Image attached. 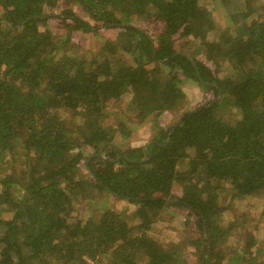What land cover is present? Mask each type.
Here are the masks:
<instances>
[{
  "label": "trees",
  "instance_id": "1",
  "mask_svg": "<svg viewBox=\"0 0 264 264\" xmlns=\"http://www.w3.org/2000/svg\"><path fill=\"white\" fill-rule=\"evenodd\" d=\"M69 1L103 24L72 10L52 18L60 0H0V264H99L105 255L111 264H189L184 249L156 236L168 207L197 217L204 250L193 264H264L259 221L244 213L241 225L240 214L226 222L222 203L227 186L237 198H264V0H214L219 15L202 0ZM67 19L75 25L55 26ZM144 21L164 28L149 35ZM100 27L125 32L82 52L76 30ZM179 72L217 99L161 125L144 149L107 153L94 133L112 101L129 94L131 118L159 119L180 107ZM63 106L82 124L62 118ZM82 161L92 179L81 177ZM110 199L135 208L120 213Z\"/></svg>",
  "mask_w": 264,
  "mask_h": 264
},
{
  "label": "rangeland",
  "instance_id": "2",
  "mask_svg": "<svg viewBox=\"0 0 264 264\" xmlns=\"http://www.w3.org/2000/svg\"><path fill=\"white\" fill-rule=\"evenodd\" d=\"M201 3L209 10H214L215 15H219V11H217V9H219L217 1L202 0ZM231 3L232 2L227 3L229 14H233L235 12ZM235 3L237 4L236 1ZM64 10H72L77 16L82 18V20L89 22L92 27L103 24L94 22L83 11L80 4L71 2L69 0H60V2L57 4L56 9L52 10L53 12H51L54 13L52 18H62L60 15H62L61 13ZM66 24H72L74 26L75 22L68 19L64 21L61 20L60 23L56 24L55 26L64 27V25ZM140 27L147 31L149 35L153 34V36H156L157 34L161 33V30H163L164 21H144L143 24L141 23ZM124 32L125 30L122 28L107 29L100 27L95 31H89V33L79 29L76 30V33H74L73 35L74 38L77 37L75 39L76 42L74 41V43L80 44L82 52L90 51L91 53H96L101 46L100 39H102V42L104 38L116 41L118 37ZM194 48V46H189L185 49L186 51H183L187 52L190 55ZM198 60H200L204 64H207L204 56L198 57ZM156 66L157 65H152V68H155ZM179 76H181L182 78V94L179 97L181 100L177 103L180 107L179 109L177 108L173 111L163 113V115L159 119L151 116L145 122L140 123L131 118L130 114L128 113V103L130 100L129 94H125L120 102L115 103V101H112L111 107L109 109L111 116H107V118L103 122L104 130L94 133L95 138H100L102 136L105 139L106 142L103 144V146L107 150V153L114 155L144 149L152 139L160 134L159 130L160 128H162L160 127L161 125L165 129H168L174 126L181 118V116L186 113V111H190L204 104L213 102L215 101V99H217L216 94L212 89L200 85L194 80L185 78L181 72H179ZM77 110L79 112L80 108ZM75 111L76 110L71 106H63L61 109H59L61 117L66 119L72 126L82 124V122L84 121L83 116L79 115ZM228 115L226 116L227 118H229ZM123 121L126 122L125 126L127 127L126 129L129 130V135H126V132H122L118 128V124ZM79 136L80 134L77 133L72 138L77 140ZM79 150L83 151L85 156L96 153V150L89 147H83ZM94 163H96V161H94ZM88 164L89 163H85L84 161L80 163V175L85 179H92V176H90L88 174V171H86V167L88 166ZM91 172L92 171H90L89 173ZM3 173L18 176V174L20 173V169L5 166ZM227 188L228 189L226 193L222 194V203L229 207V211L223 214V219L228 222L231 221V218H233V214H236L237 216H239L240 214L237 223L238 225H241V221L243 220V218H247L246 215L242 214L251 213L250 217H252L253 219L256 218V220L259 221V224H261L258 230V238L260 241H262L264 239V213L262 214L261 212L264 210V198H262L260 195H256L250 198H237L234 196V193L231 191V189H229V186H227ZM180 190L181 189H178V192L174 190L175 194L180 195ZM93 195L99 201L106 200L105 197L101 198L102 195L100 191H95ZM111 201L114 208L120 213H132L135 208L134 205L123 200L112 199ZM88 214L89 212L87 210L82 209L78 215ZM196 220L197 217L193 213L185 209H181L178 207H168L163 211L161 218L158 219L155 225V231L157 232L156 236L159 237V239L165 238L167 242L174 243L184 249L185 257L189 264H193V259L195 258V260H197V255L201 254L204 250L203 238L200 235L199 230L195 227ZM129 222L132 226L136 225V222L131 220V217L129 218ZM236 243L239 244L240 241L237 240ZM227 252L231 253L232 251L231 249H229ZM99 260V264H111V260L107 255L101 257ZM89 262L92 263L90 260Z\"/></svg>",
  "mask_w": 264,
  "mask_h": 264
}]
</instances>
